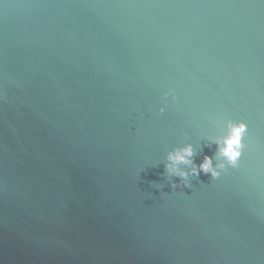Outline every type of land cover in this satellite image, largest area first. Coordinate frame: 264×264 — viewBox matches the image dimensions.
I'll return each mask as SVG.
<instances>
[{"label": "water", "instance_id": "95a60500", "mask_svg": "<svg viewBox=\"0 0 264 264\" xmlns=\"http://www.w3.org/2000/svg\"><path fill=\"white\" fill-rule=\"evenodd\" d=\"M0 264H264V0H0Z\"/></svg>", "mask_w": 264, "mask_h": 264}, {"label": "clouds", "instance_id": "9594fccd", "mask_svg": "<svg viewBox=\"0 0 264 264\" xmlns=\"http://www.w3.org/2000/svg\"><path fill=\"white\" fill-rule=\"evenodd\" d=\"M246 125L243 122L230 124L229 132L226 137H224L223 144L224 146L220 150V154L225 156L230 162L234 163L237 157L240 155V149L242 147L241 138L245 132ZM192 155L191 146H187L181 150L176 151L169 155V159L173 162V165L176 163H190L188 157ZM200 168L207 172L215 171L212 169L211 158L206 157L204 162L200 165ZM195 171V169H193ZM184 175V173H181Z\"/></svg>", "mask_w": 264, "mask_h": 264}]
</instances>
